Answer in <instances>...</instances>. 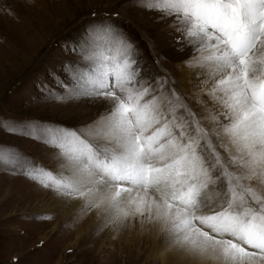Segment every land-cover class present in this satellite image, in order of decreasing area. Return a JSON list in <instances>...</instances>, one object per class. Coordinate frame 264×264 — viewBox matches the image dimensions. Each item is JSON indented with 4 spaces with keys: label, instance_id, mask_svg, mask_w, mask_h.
I'll use <instances>...</instances> for the list:
<instances>
[{
    "label": "snow or ice",
    "instance_id": "1",
    "mask_svg": "<svg viewBox=\"0 0 264 264\" xmlns=\"http://www.w3.org/2000/svg\"><path fill=\"white\" fill-rule=\"evenodd\" d=\"M147 6L174 18L173 29L206 53L196 64L207 66L214 80L205 91L213 106L200 101L209 125L175 90L167 98L171 119L160 97L146 99L150 89L137 86L131 45L102 25L93 30L101 43L86 56L91 63L71 73L75 95L111 102L108 115L88 133L106 143L59 126L33 125L20 134L57 149L60 171L3 147L0 164L83 200L82 210L160 222L178 246L220 264H264V0H148ZM179 110L191 119L177 118ZM221 179L225 199L213 207L208 189Z\"/></svg>",
    "mask_w": 264,
    "mask_h": 264
},
{
    "label": "rangeland",
    "instance_id": "2",
    "mask_svg": "<svg viewBox=\"0 0 264 264\" xmlns=\"http://www.w3.org/2000/svg\"><path fill=\"white\" fill-rule=\"evenodd\" d=\"M147 5L148 0L2 3L0 147L30 158L46 169L60 171L62 158L57 149L46 144L43 138L36 139L20 132L30 131L33 125L37 129L53 125L74 130L97 145L106 143L88 135L94 128H90L87 119L101 102L110 107L112 104L98 96L75 95L76 85L71 73L91 63L86 56L101 43L93 30L102 25H111L131 45L138 64L145 60L153 66L152 75H144V67H139L137 86L150 89L146 99L160 97L163 110L171 119L167 98L175 90L191 109L192 97L198 95L203 85L187 86L185 76H181L187 66L177 68L178 63L187 58H175L190 45L173 29L174 18ZM192 110L202 125L208 122L204 110ZM176 115L191 119L183 110ZM5 122L19 131H7L3 126ZM214 143L219 144L215 138ZM218 150L227 162V153ZM219 175L220 169L215 170L213 176ZM209 190L208 194L219 206L225 199V182L221 179ZM55 192L22 171L0 164V264H161L152 256L153 245L146 238L130 240L126 245L115 237H107L101 228L92 234L93 229L88 231L87 228L94 227L86 224L76 238L75 226L62 222L64 212L50 214L41 207L45 201L50 202ZM217 193L220 194L218 198Z\"/></svg>",
    "mask_w": 264,
    "mask_h": 264
},
{
    "label": "bare ground",
    "instance_id": "3",
    "mask_svg": "<svg viewBox=\"0 0 264 264\" xmlns=\"http://www.w3.org/2000/svg\"><path fill=\"white\" fill-rule=\"evenodd\" d=\"M11 1L17 2V0H0V3L2 4L4 2ZM203 54L206 53L197 52L190 45L187 46V49L184 52L176 55L175 58L176 60H183L187 58L186 60L179 62L177 65L178 69H183L187 66L186 69L183 70L184 72L181 74V76H185L184 81H186L187 86L193 88V86L195 85H203H201L203 88L199 91L198 95H196L195 97L191 96V104H193V106L190 107L191 110H196L198 108L200 110H204L205 116H207V109L200 103V101H206L209 108L213 106L211 102L208 101V97L205 95V91L207 88L211 87V85L214 83V80L211 78L207 66H199L196 64L197 58ZM138 66L144 67V75H152L154 73L153 66L148 64L145 60H142L138 64ZM106 102L110 103V101L108 100ZM110 109V106H107L106 104H103L101 102L99 107L95 109V112L91 113L89 115V119H87V121H89L90 128H95L96 125L101 121V119L108 115ZM197 118H199L198 115ZM203 125L207 127V125H209V122L204 123ZM58 171L59 170H53V172ZM208 191L210 190L208 189ZM83 204V200H74L70 197L62 196L58 192H55V195H52L50 202L48 203L45 201L41 207L43 210L50 212V214H52L53 212L57 214H60L61 211L64 212V214H62V222H69L68 224L75 226V232L77 235L76 238H78L81 234L80 232L83 231L82 226L86 224L90 227L95 228H87L88 231L93 229V232L91 231L92 234L95 232V230H97V228H101L104 230L107 237H115L118 241H120L121 243L123 242V244L126 245H129L130 240H140L146 238V240L153 245V248L151 249L152 256L157 257L161 264H194L193 262L199 260L206 261V264H220V261L212 258L209 255L192 252L186 248L178 246L174 242V238L171 237L167 231H165L163 225L160 222L149 221L147 218H142L138 215H130L127 218L116 220L112 215L103 211V209L82 210ZM217 204L218 202L213 200L212 206L218 207ZM205 211H207V209H205ZM57 261H59V259Z\"/></svg>",
    "mask_w": 264,
    "mask_h": 264
}]
</instances>
